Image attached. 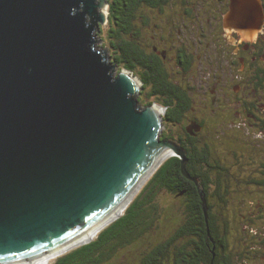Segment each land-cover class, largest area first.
<instances>
[{
    "label": "water",
    "instance_id": "95a60500",
    "mask_svg": "<svg viewBox=\"0 0 264 264\" xmlns=\"http://www.w3.org/2000/svg\"><path fill=\"white\" fill-rule=\"evenodd\" d=\"M237 2L263 14L256 0ZM108 20L109 0H0V264H32L92 241L79 239L120 217L172 155L208 222L186 150L160 138L161 112L135 98L139 78L115 74L98 48Z\"/></svg>",
    "mask_w": 264,
    "mask_h": 264
},
{
    "label": "flooded vegetation",
    "instance_id": "af4514ba",
    "mask_svg": "<svg viewBox=\"0 0 264 264\" xmlns=\"http://www.w3.org/2000/svg\"><path fill=\"white\" fill-rule=\"evenodd\" d=\"M137 2L134 75L141 87L135 98L161 112L160 138L178 143L188 155L187 146L194 143L202 152L213 149L209 143H243L245 130L240 128L246 127L247 118L263 131L264 116L254 109L264 112V0H256L263 14L253 17L237 0ZM103 26L105 48L120 50L110 18ZM218 155L223 156L220 151ZM167 239L158 264H197L192 254L179 250L185 247L184 238L174 249ZM65 253L50 256L49 264ZM114 253L79 264H114ZM144 257L139 264L145 263ZM147 264L155 263L149 258ZM223 264H232L231 258Z\"/></svg>",
    "mask_w": 264,
    "mask_h": 264
},
{
    "label": "trees",
    "instance_id": "16d2710c",
    "mask_svg": "<svg viewBox=\"0 0 264 264\" xmlns=\"http://www.w3.org/2000/svg\"><path fill=\"white\" fill-rule=\"evenodd\" d=\"M138 6L137 0H112L109 8V18L114 25L110 32L113 33L115 42L121 46L120 50L112 51L108 55L109 60L114 66L121 65L123 69H128L133 73L135 68L133 18L136 16ZM102 50L108 53L106 48ZM196 144L187 146L189 158L187 168L192 176L200 179L204 189L209 207L208 222L196 184L183 175L180 159L172 156L161 164L120 217L101 229L92 241L77 246L60 256L56 264H79L82 261L91 263L101 260V254L116 252L123 243L151 225V219L158 214L161 208L159 201H165L164 199L174 196L184 203L182 214L186 218L183 220L184 223L176 227L170 237H165L170 238V240L167 239L169 245L183 241L184 238L185 247L179 250L192 254L198 259L197 264H211L212 261L214 264H223L227 258L228 260L231 258L234 264L233 255L228 251V217L223 216L222 211L217 212L218 208L214 203L215 197L224 196L219 188L220 176L217 177L218 175L214 173L218 169L217 161L213 162L215 149L209 148L210 152L206 150L202 152ZM218 157L219 155L217 156L219 160L220 157ZM184 190H186L185 193L181 194ZM222 220L223 223H221ZM165 238L161 237L152 243L151 249L144 255L146 259L144 264L148 263L149 258L153 263L158 264L157 256L164 251L165 245L162 242ZM96 256L98 257L95 258Z\"/></svg>",
    "mask_w": 264,
    "mask_h": 264
},
{
    "label": "rangeland",
    "instance_id": "374dc122",
    "mask_svg": "<svg viewBox=\"0 0 264 264\" xmlns=\"http://www.w3.org/2000/svg\"><path fill=\"white\" fill-rule=\"evenodd\" d=\"M104 11L107 13V9ZM107 23L108 21L104 24ZM104 24L101 27H104ZM102 38L103 34L97 30L99 49L105 48ZM111 53L112 51L108 50L107 55ZM122 69L121 65L115 66L114 73L117 74ZM254 110L264 116L262 110ZM254 122V119L247 118L246 127L240 128L245 130L241 141L243 143H209L215 149L218 169L214 173L217 177L220 176L219 188L224 195L222 198L215 197L214 203L218 208L217 212L222 211L223 216L228 217V251L233 255L234 264H264V130L261 131ZM217 151L223 155H219L221 161L216 158ZM144 185L137 189L133 197ZM164 200L159 201L161 208L151 219V225L123 243L114 253L117 259L114 264H139L156 239L170 237L176 227L184 223L186 217L182 214V200L176 196ZM125 209L126 207L119 215H122ZM97 234L92 239H95ZM179 244L181 242L177 241L171 249ZM50 259L47 264L52 262Z\"/></svg>",
    "mask_w": 264,
    "mask_h": 264
},
{
    "label": "bare ground",
    "instance_id": "6f19581e",
    "mask_svg": "<svg viewBox=\"0 0 264 264\" xmlns=\"http://www.w3.org/2000/svg\"><path fill=\"white\" fill-rule=\"evenodd\" d=\"M130 202V201H129ZM127 202V203H129ZM126 206L123 205L119 208V210L115 213L114 216H118L125 208ZM113 216V217H114ZM109 222L111 221H107V223H105L104 221L102 223H100L98 226H96L95 228H93L91 231H89L87 234H85L84 236H82L79 240L80 241H87V240H92V238L95 237V235L100 232V230L105 227V225H107ZM50 256V255H49ZM52 258V257H51ZM50 259V257H44L38 260H35L33 262H31L32 264H47L48 260ZM22 264H29V263H22Z\"/></svg>",
    "mask_w": 264,
    "mask_h": 264
}]
</instances>
